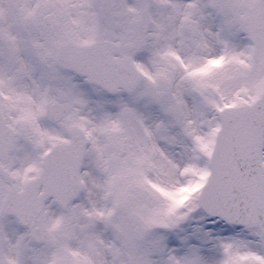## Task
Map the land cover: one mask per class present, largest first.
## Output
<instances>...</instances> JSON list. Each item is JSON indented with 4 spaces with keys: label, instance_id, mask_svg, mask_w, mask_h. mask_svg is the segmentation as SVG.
Listing matches in <instances>:
<instances>
[{
    "label": "snow or ice",
    "instance_id": "obj_1",
    "mask_svg": "<svg viewBox=\"0 0 264 264\" xmlns=\"http://www.w3.org/2000/svg\"><path fill=\"white\" fill-rule=\"evenodd\" d=\"M0 264H264V0H0Z\"/></svg>",
    "mask_w": 264,
    "mask_h": 264
}]
</instances>
